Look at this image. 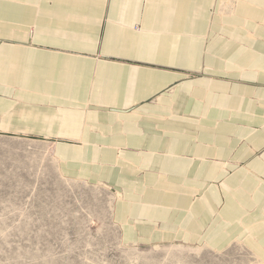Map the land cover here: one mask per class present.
<instances>
[{
  "label": "crops",
  "instance_id": "0c3cea01",
  "mask_svg": "<svg viewBox=\"0 0 264 264\" xmlns=\"http://www.w3.org/2000/svg\"><path fill=\"white\" fill-rule=\"evenodd\" d=\"M0 134L117 193L126 243L264 264V0H0Z\"/></svg>",
  "mask_w": 264,
  "mask_h": 264
},
{
  "label": "rangeland",
  "instance_id": "374dc122",
  "mask_svg": "<svg viewBox=\"0 0 264 264\" xmlns=\"http://www.w3.org/2000/svg\"><path fill=\"white\" fill-rule=\"evenodd\" d=\"M53 148L47 139L0 134V264H259L240 244L217 252L126 243L118 194L62 176Z\"/></svg>",
  "mask_w": 264,
  "mask_h": 264
}]
</instances>
